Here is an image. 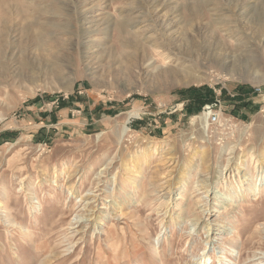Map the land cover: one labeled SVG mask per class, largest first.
Returning a JSON list of instances; mask_svg holds the SVG:
<instances>
[{
	"label": "rangeland",
	"instance_id": "374dc122",
	"mask_svg": "<svg viewBox=\"0 0 264 264\" xmlns=\"http://www.w3.org/2000/svg\"><path fill=\"white\" fill-rule=\"evenodd\" d=\"M0 264H264V0H0Z\"/></svg>",
	"mask_w": 264,
	"mask_h": 264
},
{
	"label": "bare ground",
	"instance_id": "6f19581e",
	"mask_svg": "<svg viewBox=\"0 0 264 264\" xmlns=\"http://www.w3.org/2000/svg\"><path fill=\"white\" fill-rule=\"evenodd\" d=\"M95 33V32H94ZM130 33V32H129ZM130 35V34H129ZM136 35H134V34H131L130 35V37L131 38H133V39H136L137 37H135ZM87 37V36H86ZM159 43H160V41H159ZM158 44V43H157ZM152 45V48L155 50V52H157L158 53V55H159V53H161V52H163V53H161V55H163L164 54V56H166L167 55V58H169L170 59V54H173L172 53V49L171 48H167V50L165 49L166 48V45H163V43L161 44H158V45ZM162 49H165V50H162ZM164 52H168V54H166V53H164ZM166 54V55H165ZM160 55V56H161ZM177 55V54H176ZM163 56V57H164ZM178 56H179V54H178ZM182 56V55H181ZM190 57V56H189ZM165 58V57H164ZM192 58V57H191ZM165 60H167V59H165ZM173 60V59H172ZM171 60V61H172ZM183 60H184V58H183ZM182 60V61H183ZM186 60V59H185ZM170 61V60H169ZM180 61V58H178V62ZM182 61H181V63H182ZM167 63V62H166ZM179 64V63H178ZM188 65V64H187ZM223 65V64H222ZM173 69V68H172ZM192 68H189V66L187 67L186 66V64L185 63H182V67L181 66H178L177 68H176V70H174V72H176V74H178V75H185L186 77L185 78H188V79H190L189 81L190 82H201L202 81V79L201 78H199V77H197L196 75H194L193 74V72H192ZM167 72V71H166ZM172 72V71H171ZM168 73H169V71H168ZM187 83H188V81H187ZM189 84V83H188ZM206 116V119L208 118V114H206L205 115ZM255 173H254V176L256 175L257 177H259L260 175L262 176V174H263V172L261 171V169H256L255 171H254ZM257 182H258V180H256L254 183H255V186H256V191H257V193L255 194V196H256V198L259 196V193H260V190L261 189H259V188H261V183H260V185H258L257 184ZM262 185H263V183H262ZM224 187H227V183H225L224 182ZM259 187V188H258ZM219 193V192H218ZM222 195V201H226V202H229V204H230V206H235V201H233L232 200V198L230 197V196H227V195H224V194H221ZM242 196H243V192H242V194H241ZM241 197V196H240ZM257 200V199H256Z\"/></svg>",
	"mask_w": 264,
	"mask_h": 264
},
{
	"label": "built area",
	"instance_id": "2783aa9c",
	"mask_svg": "<svg viewBox=\"0 0 264 264\" xmlns=\"http://www.w3.org/2000/svg\"><path fill=\"white\" fill-rule=\"evenodd\" d=\"M211 117L212 123H216L218 121V115L213 113Z\"/></svg>",
	"mask_w": 264,
	"mask_h": 264
}]
</instances>
